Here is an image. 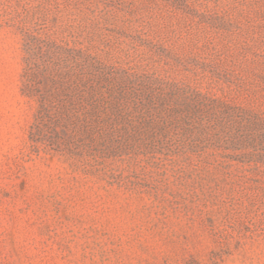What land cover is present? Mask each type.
Listing matches in <instances>:
<instances>
[{"label": "rangeland", "instance_id": "obj_1", "mask_svg": "<svg viewBox=\"0 0 264 264\" xmlns=\"http://www.w3.org/2000/svg\"><path fill=\"white\" fill-rule=\"evenodd\" d=\"M0 264H264V0H0Z\"/></svg>", "mask_w": 264, "mask_h": 264}]
</instances>
